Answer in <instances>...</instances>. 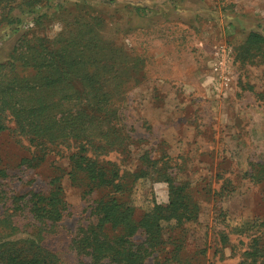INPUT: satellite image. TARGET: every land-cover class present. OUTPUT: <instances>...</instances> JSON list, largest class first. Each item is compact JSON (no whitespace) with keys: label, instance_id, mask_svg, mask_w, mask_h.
<instances>
[{"label":"rangeland","instance_id":"374dc122","mask_svg":"<svg viewBox=\"0 0 264 264\" xmlns=\"http://www.w3.org/2000/svg\"><path fill=\"white\" fill-rule=\"evenodd\" d=\"M46 1L64 4L65 9L44 8ZM41 4L40 11L48 15L36 23L32 17L24 24L10 22L24 17L18 10L11 18L0 16V64L10 60L25 37L30 42L42 36L71 42V35L92 28L108 48L106 57L114 56L118 67L125 59L137 63V74L130 73L133 81L119 99L124 127L135 145L128 154L112 152L102 159L131 173L145 152L163 161L168 173L188 186L189 197L200 209L198 221L183 231L181 257L189 264H245L249 239L235 231L264 218V183L248 177L256 164H264V54L253 52L252 61L239 60V55L250 32L264 34V0H41ZM85 15L87 19H82ZM119 48L124 54H117ZM93 56L102 63V57ZM95 69L91 67V73ZM67 152L51 153L38 167L27 168L22 161L33 153L27 141H19L10 131L2 133L0 169L7 173L11 193L49 191L52 179L68 168ZM62 181L71 216L45 246L64 264L88 263L72 250L71 235L80 225L93 222L91 206L107 192L85 197L80 186L67 177ZM132 200L138 215L153 200L166 205L168 185L140 181ZM6 215L0 207V216ZM171 235L166 228L165 238ZM169 253L161 258L167 259Z\"/></svg>","mask_w":264,"mask_h":264},{"label":"trees","instance_id":"16d2710c","mask_svg":"<svg viewBox=\"0 0 264 264\" xmlns=\"http://www.w3.org/2000/svg\"><path fill=\"white\" fill-rule=\"evenodd\" d=\"M53 4L46 1L44 8L65 9L64 4ZM0 5L1 18H11L15 10L24 16L12 18V23L24 24L30 17L36 23L48 15L40 11L41 0H0ZM82 8L86 10L85 4ZM81 18L87 19L86 15ZM86 31L79 30L74 38L71 35V42L43 36L30 42L24 36L10 60L0 64V135L10 131L19 141H27L33 153L22 165L36 168L51 153L64 150L70 154L68 168L52 179L47 192L11 193L5 182L7 173L0 169V207L8 213L0 216V264H64L45 246L51 233L71 216L63 177L80 186L85 197L107 192L91 206L93 222L80 225L71 235L72 250L88 260L82 264H148L150 259L153 264H189L181 257L183 231L198 221L200 209L189 197L188 186L148 152L133 173L117 164L108 166L102 159L112 152L128 154L135 145L124 127L119 99L138 67L125 59L119 68L114 56L106 57L108 48L102 37L94 34L95 29ZM113 49L111 44L108 53L112 55ZM253 52L264 54L263 33L248 34L239 60L252 61ZM95 53L102 63L95 62ZM117 54L124 52L119 48ZM91 67L96 68L93 73ZM248 177L264 183V164H256ZM148 179L168 185L169 202L163 205L153 200L138 215L132 196L137 183ZM17 218L26 223L19 225ZM166 228L172 233L168 239ZM235 234L249 239L243 262L264 264V218L248 221ZM168 251L169 257L161 258Z\"/></svg>","mask_w":264,"mask_h":264},{"label":"built area","instance_id":"2783aa9c","mask_svg":"<svg viewBox=\"0 0 264 264\" xmlns=\"http://www.w3.org/2000/svg\"><path fill=\"white\" fill-rule=\"evenodd\" d=\"M225 56H226L227 58H229L228 55H226V52H225Z\"/></svg>","mask_w":264,"mask_h":264}]
</instances>
